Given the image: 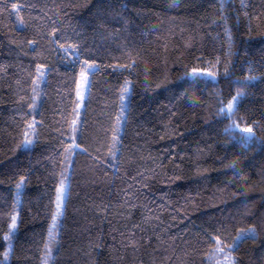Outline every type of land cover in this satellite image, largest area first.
<instances>
[{
  "label": "trees",
  "instance_id": "obj_1",
  "mask_svg": "<svg viewBox=\"0 0 264 264\" xmlns=\"http://www.w3.org/2000/svg\"><path fill=\"white\" fill-rule=\"evenodd\" d=\"M77 112L52 264H210L250 230L264 264V0H0V264H43Z\"/></svg>",
  "mask_w": 264,
  "mask_h": 264
},
{
  "label": "rangeland",
  "instance_id": "obj_2",
  "mask_svg": "<svg viewBox=\"0 0 264 264\" xmlns=\"http://www.w3.org/2000/svg\"><path fill=\"white\" fill-rule=\"evenodd\" d=\"M94 69L93 65H88L83 71H81L80 75H79V79H78V84H77V99L79 101V106H81L84 102V98L87 95L88 89H89V83H90V72ZM40 99V97H39ZM38 96L34 95L33 98V109L38 107ZM125 99V97H124ZM78 108V107H77ZM80 108H78L79 110ZM80 113L77 112L76 117L74 118L73 121V125H72V129H71V134H70V138H71V146L68 149V152L66 153V158H65V163H64V172H63V176H62V180L60 183V186L57 190L56 193V197H55V209H54V213H53V218L51 220L50 226H49V231H48V243H47V247H46V251L43 257V264H52V258H53V254L54 251L56 249V237H57V233H58V228L60 225V222L62 220V215L57 216V197L60 194L59 190L61 188L62 183L66 186V192H65V196L63 199V206H62V213L64 211V206H65V201H66V197H67V172L70 169L71 165H72V161H73V155L75 153V148H76V139L78 136V129H79V122H80ZM236 127H234L237 131L242 132V134L244 135V141L247 139L248 133L245 132V129H249L250 127H244L238 124H235ZM251 129V128H250ZM252 130V129H251ZM254 137V133L252 131V138ZM252 140V139H250ZM250 140H247L250 141ZM27 141H31L30 144L26 145ZM33 144V140L30 139V137H28V139H25L24 142V147H30ZM16 200L19 202V194L18 192H16ZM13 217H15V227L13 228V219L10 223L9 226V231L6 234V237H8L10 234H12L13 232L16 231L17 228V215L15 214ZM54 220H55V227L54 225ZM242 233V232H241ZM239 233L236 238L241 234ZM236 239L232 244H228V245H224L221 243V241H217L215 248H214V252L212 254V262L210 264H236L235 260H234V255L232 252V249L234 248ZM9 245H11V239H8L7 242V249H6V253L7 256H5L4 260L8 261V256L11 250V247H9Z\"/></svg>",
  "mask_w": 264,
  "mask_h": 264
},
{
  "label": "snow or ice",
  "instance_id": "obj_3",
  "mask_svg": "<svg viewBox=\"0 0 264 264\" xmlns=\"http://www.w3.org/2000/svg\"><path fill=\"white\" fill-rule=\"evenodd\" d=\"M241 96H242V93H237V96L233 97L232 102L228 103V105L226 107H221L220 115L225 116V117H231L234 114L235 110H236V106L238 105L239 98ZM233 127H236V125H233ZM244 131L248 133L247 139L245 140V142L247 143V140L252 139V130L249 128V129H245ZM30 143H31V141H27L25 146H27V144H30ZM18 187H20V186L18 185ZM59 192H60V194L57 197V205H56V207H57V216H60V215L63 214L62 213V206H63V199H64L65 192H66V186L63 183L61 185V188H60ZM15 219L16 218L13 217V228L15 227ZM53 226L55 227V220H54V225ZM248 238H254V233L251 230L249 232H242L236 238V242H235L234 247L238 248L239 244L242 241H244L245 239H248ZM9 247H11V245H9ZM5 256H7V253H5Z\"/></svg>",
  "mask_w": 264,
  "mask_h": 264
}]
</instances>
